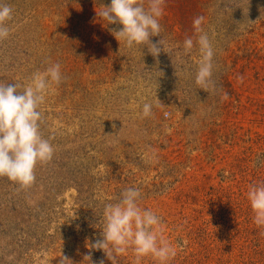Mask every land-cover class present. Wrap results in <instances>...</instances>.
Here are the masks:
<instances>
[{
  "label": "rangeland",
  "instance_id": "obj_1",
  "mask_svg": "<svg viewBox=\"0 0 264 264\" xmlns=\"http://www.w3.org/2000/svg\"><path fill=\"white\" fill-rule=\"evenodd\" d=\"M6 3L0 83L23 86L53 63L62 81L41 106L52 159L30 187L0 177V264H112L91 248L104 226L97 195L116 203L129 187L161 217L169 264H264L246 196L264 183V0H164L157 55L116 39L122 25L97 15L110 0ZM200 16L215 53L206 90L198 48L183 49ZM117 261L157 264L131 249Z\"/></svg>",
  "mask_w": 264,
  "mask_h": 264
},
{
  "label": "clouds",
  "instance_id": "obj_2",
  "mask_svg": "<svg viewBox=\"0 0 264 264\" xmlns=\"http://www.w3.org/2000/svg\"><path fill=\"white\" fill-rule=\"evenodd\" d=\"M163 5L164 0H110V4L103 6L97 15L107 25H122L120 30L113 32L119 42L123 41L128 48L150 45L149 51L157 55L161 49L151 37L161 34ZM12 17L11 6L6 0H0V41L10 35L8 22ZM203 22L202 16L194 19L196 37L186 38L183 49L184 54H189L198 48L200 59L195 83L206 90L213 83L215 53L208 33L201 27ZM158 43L164 46L161 40ZM61 81V65L53 63L43 72L32 73L29 82L23 86L0 83V177H7L23 188L30 187L36 180V165L52 159L54 147L50 138H44L40 133L41 106ZM152 109V103L144 102L139 115L149 118L153 114ZM246 196L254 213V223L258 227L264 226V183L250 185ZM140 198L141 192L136 187L124 189L116 203H104L108 197L103 193L97 195L103 203L104 226L102 238L92 243L91 248L103 250L112 264H118V256L128 249L134 252L137 262L150 256L157 264H169L177 250L163 235L161 217L150 209L142 208ZM85 258L90 260L88 255Z\"/></svg>",
  "mask_w": 264,
  "mask_h": 264
}]
</instances>
